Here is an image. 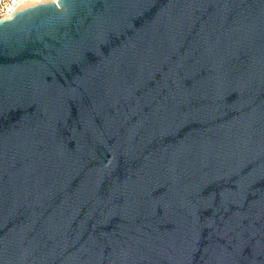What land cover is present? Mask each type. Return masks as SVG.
Instances as JSON below:
<instances>
[{
	"label": "water",
	"instance_id": "obj_1",
	"mask_svg": "<svg viewBox=\"0 0 264 264\" xmlns=\"http://www.w3.org/2000/svg\"><path fill=\"white\" fill-rule=\"evenodd\" d=\"M0 264H264V0L1 17Z\"/></svg>",
	"mask_w": 264,
	"mask_h": 264
},
{
	"label": "built area",
	"instance_id": "obj_2",
	"mask_svg": "<svg viewBox=\"0 0 264 264\" xmlns=\"http://www.w3.org/2000/svg\"><path fill=\"white\" fill-rule=\"evenodd\" d=\"M48 0H0V18ZM56 2L57 0H52Z\"/></svg>",
	"mask_w": 264,
	"mask_h": 264
}]
</instances>
